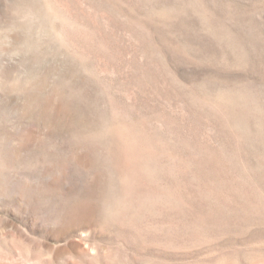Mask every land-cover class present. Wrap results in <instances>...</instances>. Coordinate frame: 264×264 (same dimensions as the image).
Listing matches in <instances>:
<instances>
[{"label": "rangeland", "instance_id": "374dc122", "mask_svg": "<svg viewBox=\"0 0 264 264\" xmlns=\"http://www.w3.org/2000/svg\"><path fill=\"white\" fill-rule=\"evenodd\" d=\"M0 264H264V0H0Z\"/></svg>", "mask_w": 264, "mask_h": 264}]
</instances>
